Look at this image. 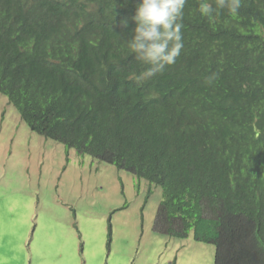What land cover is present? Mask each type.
I'll list each match as a JSON object with an SVG mask.
<instances>
[{"label":"trees","instance_id":"trees-1","mask_svg":"<svg viewBox=\"0 0 264 264\" xmlns=\"http://www.w3.org/2000/svg\"><path fill=\"white\" fill-rule=\"evenodd\" d=\"M139 2L0 0V93L34 132L161 186L160 232L264 264V0L211 22L188 0L180 56L140 85Z\"/></svg>","mask_w":264,"mask_h":264},{"label":"rangeland","instance_id":"rangeland-1","mask_svg":"<svg viewBox=\"0 0 264 264\" xmlns=\"http://www.w3.org/2000/svg\"><path fill=\"white\" fill-rule=\"evenodd\" d=\"M164 191L30 129L0 93V264H214L156 229Z\"/></svg>","mask_w":264,"mask_h":264},{"label":"clouds","instance_id":"clouds-1","mask_svg":"<svg viewBox=\"0 0 264 264\" xmlns=\"http://www.w3.org/2000/svg\"><path fill=\"white\" fill-rule=\"evenodd\" d=\"M188 0H141L132 17L135 28L132 37L127 39L129 55L146 68L136 75L138 85L157 74L164 72L167 66L173 65L183 48V17ZM244 0H198V11L201 16L213 21L216 15L226 12L236 17ZM128 26L127 19L121 21Z\"/></svg>","mask_w":264,"mask_h":264}]
</instances>
